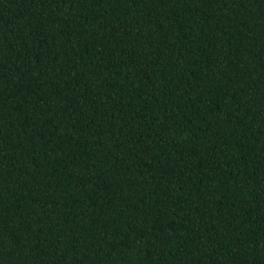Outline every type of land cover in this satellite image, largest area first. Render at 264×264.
I'll return each mask as SVG.
<instances>
[{"label":"trees","instance_id":"1","mask_svg":"<svg viewBox=\"0 0 264 264\" xmlns=\"http://www.w3.org/2000/svg\"><path fill=\"white\" fill-rule=\"evenodd\" d=\"M0 264H264V0H0Z\"/></svg>","mask_w":264,"mask_h":264}]
</instances>
